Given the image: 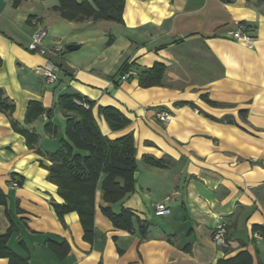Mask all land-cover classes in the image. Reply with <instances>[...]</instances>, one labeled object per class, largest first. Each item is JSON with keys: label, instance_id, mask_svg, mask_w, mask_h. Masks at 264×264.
I'll list each match as a JSON object with an SVG mask.
<instances>
[{"label": "crops", "instance_id": "obj_1", "mask_svg": "<svg viewBox=\"0 0 264 264\" xmlns=\"http://www.w3.org/2000/svg\"><path fill=\"white\" fill-rule=\"evenodd\" d=\"M125 1L121 23L69 20L55 9L59 0H0V88L15 104L11 116L0 111V188L7 195L0 235L13 226L7 246L30 264H217L244 250L264 264V233L254 229L264 226V8L253 0ZM240 21L255 26L254 47L231 34ZM42 29L46 54L29 48ZM71 43L79 48L68 50ZM49 62L58 73L53 83L37 70ZM156 63L164 66L160 82L143 85V71ZM71 94L92 101L104 135L132 133L136 146L135 191L108 203L97 189L93 242L76 211L64 221L57 216L52 201H65L46 167L68 136L74 113L61 102ZM106 106L128 125L113 129ZM160 109L172 118L161 120ZM228 115L234 123L222 120ZM23 129L37 135L34 144ZM16 179L21 184L12 188ZM158 202L171 213L156 215ZM107 205L130 209L148 222L146 232L136 218L133 230L116 227ZM220 218L228 223L227 249L213 239ZM51 240H65L69 251L61 256ZM0 264L10 259L0 256Z\"/></svg>", "mask_w": 264, "mask_h": 264}, {"label": "trees", "instance_id": "obj_2", "mask_svg": "<svg viewBox=\"0 0 264 264\" xmlns=\"http://www.w3.org/2000/svg\"><path fill=\"white\" fill-rule=\"evenodd\" d=\"M20 1L14 0V3L18 4ZM125 3V0H59L55 9L69 20H110L122 23L124 22ZM163 71L164 66L156 63L152 68L143 71L141 83L146 86L159 83ZM208 101L216 103L210 99ZM83 102H87L89 107L86 108ZM91 102L76 94L62 97L61 104L64 111L74 114L68 116L67 138L62 139L61 146L57 151L49 153L51 164L46 167L49 170L48 179L57 184L59 194L65 201L64 203L52 201L57 216L61 221H64L66 213L76 211L84 227V238L93 242L96 236L97 189L102 188L104 199L108 203L122 200L135 191V172L138 170V162L133 134L127 133L114 140L104 135L93 115ZM14 108V102L0 88V111L11 116ZM101 110L113 129H121L128 125L129 120L118 109L106 106ZM246 112V109L240 110V114ZM208 116L215 120H221L211 115ZM222 120H227L229 123L235 122L231 115ZM22 132L29 145L37 141V135L33 131L23 129ZM155 163L162 165L160 160ZM6 202L7 195L0 188V204ZM103 211L118 228L133 230L135 218L140 223L139 228L142 233H145L148 228V222L136 217L128 208L122 207L120 211L115 212L111 205H107ZM254 229H262L264 233L262 225L255 224ZM12 231L13 226L7 233L0 235V256L8 257L11 264H30L27 257L8 248L7 243ZM49 245L52 247L57 245L58 254L61 256L70 249L65 240L62 242L51 240ZM217 264H253V257L247 250H244L235 256L220 258Z\"/></svg>", "mask_w": 264, "mask_h": 264}, {"label": "built area", "instance_id": "obj_3", "mask_svg": "<svg viewBox=\"0 0 264 264\" xmlns=\"http://www.w3.org/2000/svg\"><path fill=\"white\" fill-rule=\"evenodd\" d=\"M231 34L234 38L242 41L249 47H254V42L256 40V28L250 26L246 22L240 21L237 22V27L235 30L231 31ZM47 35L46 30H39L35 32L32 37V41L29 44V48L34 51H38L42 54H46L48 49L44 45V39ZM62 46H57L56 50H61ZM37 70L42 73L48 80V82H56L58 80V73L56 71V67L53 63L49 62L46 65H41L37 67ZM131 73H135L134 71H130L126 74L122 75L123 79L128 78ZM80 102V101H79ZM82 103V102H81ZM85 106H89L88 103L83 102ZM157 116L163 121H169L172 118L170 112L164 109H160L156 112ZM21 184L20 180H12L11 187L16 188ZM171 208L165 202H158L155 205V214L156 215H166L171 213ZM255 237H260L259 232H254ZM213 239L217 246L221 248H228V223L223 218H220L218 224L215 226L213 232Z\"/></svg>", "mask_w": 264, "mask_h": 264}, {"label": "water", "instance_id": "obj_4", "mask_svg": "<svg viewBox=\"0 0 264 264\" xmlns=\"http://www.w3.org/2000/svg\"><path fill=\"white\" fill-rule=\"evenodd\" d=\"M78 48H79V45H78V44H73V43H71V44H68V45H67V49H68V50H75V49H78ZM138 175H139V172L136 171V172H135V179L138 178Z\"/></svg>", "mask_w": 264, "mask_h": 264}, {"label": "rangeland", "instance_id": "obj_5", "mask_svg": "<svg viewBox=\"0 0 264 264\" xmlns=\"http://www.w3.org/2000/svg\"><path fill=\"white\" fill-rule=\"evenodd\" d=\"M256 3H259L264 8V0H253Z\"/></svg>", "mask_w": 264, "mask_h": 264}]
</instances>
